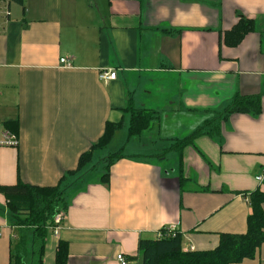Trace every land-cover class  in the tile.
I'll return each mask as SVG.
<instances>
[{"label": "crops", "instance_id": "1", "mask_svg": "<svg viewBox=\"0 0 264 264\" xmlns=\"http://www.w3.org/2000/svg\"><path fill=\"white\" fill-rule=\"evenodd\" d=\"M3 2L0 140L2 123L11 120L19 143L0 147V186H56L107 122L129 123L124 110L139 107L136 83L147 89L140 103L174 88L173 99L163 94L156 109L187 116L194 123L188 135L210 121L205 131L217 127L215 136L200 135L182 149L179 175L163 166L164 155L153 162L122 154L106 184L67 176L68 208L46 240L43 264L54 263L59 242L67 244V264H120L119 254L143 264L139 241L167 227L181 236L183 252L213 250L221 234L245 233L249 194L264 191L257 180L264 174V0ZM240 18L256 29L232 47L224 37ZM109 70L115 79L101 81ZM237 96L258 98L260 114L222 118ZM159 130L145 131L135 150L152 153L144 142L176 138ZM0 230V264H10L17 236L1 194ZM238 264H264V244Z\"/></svg>", "mask_w": 264, "mask_h": 264}, {"label": "trees", "instance_id": "2", "mask_svg": "<svg viewBox=\"0 0 264 264\" xmlns=\"http://www.w3.org/2000/svg\"><path fill=\"white\" fill-rule=\"evenodd\" d=\"M256 29V22L252 19L240 18L234 28L227 32L224 41L227 45L235 47L250 32ZM130 116L127 129V138L140 136L150 128L155 119V113L147 109H135L131 104L124 110ZM261 105L256 97L237 96L221 114L222 118L234 114L259 115ZM207 123V125H211ZM3 128L8 133L18 135L17 121H4ZM123 122H107L103 135L90 149L82 154L74 171L63 175L58 184L53 187H38L25 184L20 180L11 186H0V194L6 200L7 220L9 226L16 231L17 242L10 255V264H43L46 240L49 227L54 216L60 211H66L68 203L65 192L68 188L67 176L86 174L93 156L98 151L106 149L116 131L122 128ZM206 125V126H207ZM203 126L187 137L177 140L172 149L181 151L186 146H194V140L203 134L215 136L217 127L207 131ZM203 130L205 132H203ZM124 158L120 152L110 153L103 159L104 174L100 177L102 184L108 183L109 171L118 160ZM92 170V169H91ZM181 180V179H180ZM251 214L247 218V228L243 234H221L218 246L213 250L183 252L181 236L176 233L174 237L162 239H145L138 243V250L142 256L143 264H238L249 259L252 260L257 250L264 244V191L259 189L249 194ZM15 250V251H14ZM67 244L59 242L55 251L53 264H67Z\"/></svg>", "mask_w": 264, "mask_h": 264}, {"label": "rangeland", "instance_id": "3", "mask_svg": "<svg viewBox=\"0 0 264 264\" xmlns=\"http://www.w3.org/2000/svg\"><path fill=\"white\" fill-rule=\"evenodd\" d=\"M7 3V2H6ZM5 2H3L2 4H0V10L3 9V7H5L6 5ZM136 87H138L139 91L137 94V99H135L136 103L138 104L139 107H135V109H141V105L144 104L143 109H147V110H151L154 111V115H155V119L154 121L151 122L150 128L147 131H154L155 128H159V132L161 134V136H168L169 138H173L176 137L174 139L171 140H164L162 141L160 140H155L154 143L152 144H148L146 142H144L145 144H147V146L152 149L150 152L152 153H144V152H140V150H135L136 147L139 148V144L140 142L144 139V137L146 136V132L142 133L141 138L138 139V137H135L133 139H130V141H128L126 139L127 136V129H128V125L126 123H123L122 128L119 129L114 137V140L112 142V144L110 145V147L108 146L106 149H104L103 151H98V153H95L93 156V161L91 163V165L88 166L87 169H89L88 171L82 172V174H86L85 177L86 180H96L97 178H100L101 175L104 174V169H103V159L108 156L110 153H115V152H120L121 154L125 155V156H131V157H135V158H144L146 160H150L153 162H158L162 160H159L163 155L166 158L165 164H163V166H166V168L169 171H172L173 169H176L177 172L176 174L179 175V157H180V152L176 149H172V146L177 143V138H184L185 136L188 135L189 131H190V126H192V124H194L193 122H191V120H189V118L187 116H185L184 114H180L177 113L175 108L174 109H170L169 107L166 109L165 112L158 110L156 108H159L160 106H163V104H165L164 99L163 98V94H166V97L170 102L174 95L170 94L171 92L174 93L175 89H171L170 92L168 91H163L160 94L161 95H157L156 93H153V97H151L150 99H146L144 101V103H140L141 101H139V96L140 98L145 97V95L143 94L145 92V89L143 86V84L141 85H137V83L135 84ZM153 88H155V86L151 87L150 90H152ZM147 90V89H146ZM165 96V95H164ZM160 111V115H158V113L156 111ZM163 112V113H162ZM126 121V120H125ZM151 135V134H149ZM158 136V135H157ZM156 136V137H157ZM167 138V137H165ZM140 141V142H139ZM143 145V144H141ZM132 147L127 149L128 147ZM123 148V149H122ZM120 149V150H119ZM112 150V151H111ZM157 150V151H156ZM154 151V152H153ZM153 154H157L154 157L152 156ZM92 169V170H91ZM185 182L182 183V186H184ZM72 193V192H71ZM53 234L52 230L49 231L48 235ZM17 237L14 238V240L16 241ZM17 242V241H16ZM16 242L13 244V247L15 248ZM15 251V250H14ZM48 262H51L50 260Z\"/></svg>", "mask_w": 264, "mask_h": 264}, {"label": "built area", "instance_id": "4", "mask_svg": "<svg viewBox=\"0 0 264 264\" xmlns=\"http://www.w3.org/2000/svg\"><path fill=\"white\" fill-rule=\"evenodd\" d=\"M2 1H8V0H0ZM5 15H8V11H5ZM60 64L68 65L67 59H60ZM99 79L103 82L111 81L115 79V73L113 71H102L99 73ZM2 139L0 140V147H10L15 148L18 146V138L16 135L12 133H8L7 131L3 132L1 134ZM258 182L263 183L264 182V174L257 177ZM65 212L60 211L58 212L54 218L52 225L49 227V230H52L53 234L56 235L58 233V230L61 228V225L64 221ZM176 234L174 227H167L164 228L156 233V239H162L164 237H174ZM0 237H1V230H0ZM116 260L120 264H127V261L124 259L122 255H117Z\"/></svg>", "mask_w": 264, "mask_h": 264}]
</instances>
